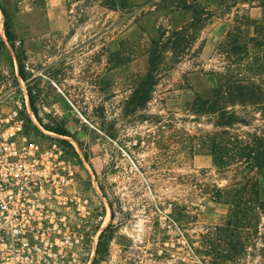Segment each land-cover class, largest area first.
I'll return each instance as SVG.
<instances>
[{
  "label": "rangeland",
  "instance_id": "obj_1",
  "mask_svg": "<svg viewBox=\"0 0 264 264\" xmlns=\"http://www.w3.org/2000/svg\"><path fill=\"white\" fill-rule=\"evenodd\" d=\"M122 1L0 0V76L17 68L30 136L61 147L89 193L85 264H264V210L225 227L229 206L214 196L235 166L219 171L205 145L219 82L264 65L261 1ZM184 2L204 20L177 38L194 17ZM158 40L167 48L152 70ZM256 73L264 84V69ZM214 102L224 105L219 95ZM234 109L252 124L238 132L264 125L255 108ZM258 188L264 201V177Z\"/></svg>",
  "mask_w": 264,
  "mask_h": 264
},
{
  "label": "built area",
  "instance_id": "obj_2",
  "mask_svg": "<svg viewBox=\"0 0 264 264\" xmlns=\"http://www.w3.org/2000/svg\"><path fill=\"white\" fill-rule=\"evenodd\" d=\"M31 115L15 67L0 76V264H85L89 193L61 147L30 136Z\"/></svg>",
  "mask_w": 264,
  "mask_h": 264
},
{
  "label": "trees",
  "instance_id": "obj_3",
  "mask_svg": "<svg viewBox=\"0 0 264 264\" xmlns=\"http://www.w3.org/2000/svg\"><path fill=\"white\" fill-rule=\"evenodd\" d=\"M260 1L261 6L264 7V0ZM107 4L109 8L118 7L123 4V1L108 0ZM182 9L191 11L194 17L191 23L182 28L180 32H174V35H178L177 38L182 37V34L185 35L187 28H196L204 20V11L199 9L197 5L184 2ZM262 33L263 29L261 32L256 30V34ZM168 42L171 44L172 55L179 57V59L183 58L185 54L183 49L180 50V46H177L175 41L169 39ZM166 48V44H161V40L152 43L149 54L152 70L160 63ZM243 67H246L245 70L249 75L235 80L231 77H225L221 84L219 82L218 88L213 91L210 105L206 111V113L214 116L212 125L215 129L205 136L208 153L213 157L217 169L222 173L229 172L232 166H235L234 170L236 171L231 183L223 189H217V195L214 196L229 206L230 213L225 225L226 228L235 226V220L245 223L249 220L258 219L260 212L264 210V201L260 198L258 188L259 179L264 177V125L255 131L238 132L237 125L250 127L252 124L245 117L238 115L234 109L236 106L255 108L264 120V84L260 80L259 82L255 80V76L261 75L256 72L259 69H264V65L262 63L254 67L248 63V65L244 64ZM155 82L156 80L151 75L147 76L146 83L149 84V87ZM218 95L224 105L214 110V98ZM56 131L66 135L64 130L57 129Z\"/></svg>",
  "mask_w": 264,
  "mask_h": 264
}]
</instances>
